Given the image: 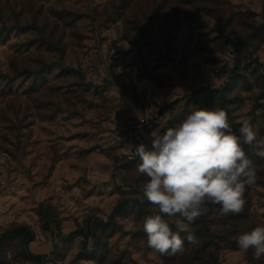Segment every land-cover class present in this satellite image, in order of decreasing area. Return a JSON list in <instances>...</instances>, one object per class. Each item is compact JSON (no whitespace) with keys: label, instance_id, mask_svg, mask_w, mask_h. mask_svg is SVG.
<instances>
[{"label":"rangeland","instance_id":"374dc122","mask_svg":"<svg viewBox=\"0 0 264 264\" xmlns=\"http://www.w3.org/2000/svg\"><path fill=\"white\" fill-rule=\"evenodd\" d=\"M0 29V264H169L143 232L157 209L135 146L195 107L264 137V0H0ZM245 151L254 229L264 159ZM21 227L46 258L2 238ZM80 229L95 235L63 239ZM219 262L264 258L224 247Z\"/></svg>","mask_w":264,"mask_h":264},{"label":"clouds","instance_id":"9594fccd","mask_svg":"<svg viewBox=\"0 0 264 264\" xmlns=\"http://www.w3.org/2000/svg\"><path fill=\"white\" fill-rule=\"evenodd\" d=\"M150 140V146H135L136 171L148 178L143 194L157 209L144 217L143 232L148 247L159 254H182L185 240L198 242L191 225L207 212L209 203L218 205L222 215L243 211L246 186L258 178L245 146L264 159V137L250 118L234 130L225 110L195 107L178 125L153 132ZM236 242L261 260L264 225L240 234Z\"/></svg>","mask_w":264,"mask_h":264},{"label":"trees","instance_id":"16d2710c","mask_svg":"<svg viewBox=\"0 0 264 264\" xmlns=\"http://www.w3.org/2000/svg\"><path fill=\"white\" fill-rule=\"evenodd\" d=\"M4 31L6 29H3ZM2 29H0V32ZM223 89V88H222ZM192 94H187L182 97H178L171 102L175 104L184 98L191 97ZM244 199L246 201L243 211L240 214L222 215L218 205L209 203L207 212L195 221L191 225L195 236L198 238V242L190 244L185 240V251L182 254L173 255V258L169 261V264H220L219 251L224 247L239 248L236 242L237 237L245 232L251 231L254 224L251 220V197L250 188L246 186ZM134 200V199H133ZM131 202V199H125L118 203L115 208V212L122 209L127 202ZM135 201H139L136 199ZM47 230V228H44ZM175 230V229H174ZM95 235L92 230H76L68 235L63 236V239L76 238L80 234L87 240L89 234ZM11 235H21L24 241V247L26 253L35 259L46 258V254H35L29 250V243L34 237V233L30 228L21 227L7 232L2 238L9 237ZM184 235L183 233L181 234ZM55 238V247L56 241ZM86 247V245H84Z\"/></svg>","mask_w":264,"mask_h":264}]
</instances>
